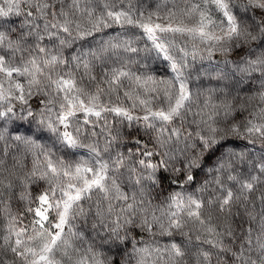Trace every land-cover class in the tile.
I'll return each instance as SVG.
<instances>
[{
    "label": "clouds",
    "instance_id": "obj_1",
    "mask_svg": "<svg viewBox=\"0 0 264 264\" xmlns=\"http://www.w3.org/2000/svg\"><path fill=\"white\" fill-rule=\"evenodd\" d=\"M106 2L0 0L8 12L0 15V66L17 70L0 71V264H35L41 255L50 264H264V183L251 192L233 186L226 205L219 191L230 175L242 183L264 165V6L225 0L229 22L214 0H112L133 21L184 30L157 31L154 42L108 18ZM87 11L107 26H93ZM201 27L212 39L187 31ZM63 79L73 87L62 88ZM185 94L170 122L142 119ZM197 132L226 139L224 155L205 158ZM220 163L231 171L210 167ZM97 171L107 191L66 201L68 185L83 188ZM37 208L48 217L43 227Z\"/></svg>",
    "mask_w": 264,
    "mask_h": 264
},
{
    "label": "snow or ice",
    "instance_id": "obj_2",
    "mask_svg": "<svg viewBox=\"0 0 264 264\" xmlns=\"http://www.w3.org/2000/svg\"><path fill=\"white\" fill-rule=\"evenodd\" d=\"M78 2V0H77ZM215 4L217 7H219L220 9H222L224 11V15L227 17L228 21L231 22L232 17L231 15H229L228 11H227V5L225 3V0H214ZM258 5L259 6H264V3H261V0H257ZM105 9H107L106 15L108 18H110L111 20L115 21L116 24H120L123 20H126L127 23L129 25H135L137 27H140L143 29L144 32H146L149 35V38L152 39L154 42L156 41V35L155 33L157 31H184L183 29L180 28H175L173 29L171 26L167 27V28H162L161 25L159 23H153L151 20V17L148 18H144L143 16H141L140 20H136L133 21L132 16L130 13L120 10V11H115L112 9V0H107V2L104 5ZM45 8H47V5H45ZM9 12L12 11L11 8H9L8 10ZM8 12H5L2 8H0V15H7ZM55 14V13H53ZM87 15L89 17V23L93 24V26L95 27H99L100 24H105L106 25V21L103 18V15L96 17V19H92L93 16V12L92 11H87ZM202 20H203V16H202ZM143 21V22H141ZM79 26V25H78ZM62 30L67 31V28H64L62 26ZM236 29L233 28V31H235ZM187 31L189 32H194L195 35L202 37V38H207V39H212V37L208 34L205 33L203 27L198 28V29H188ZM84 33H81V36H83ZM0 39H2V36H0ZM155 47L161 51H165L161 44L159 43H155ZM165 58L167 59V55L165 54ZM258 63H264V61L258 62ZM173 67H175V65H173ZM0 71H7L8 75H12L13 71H17V70H5L2 66H0ZM60 85L62 88H72L74 85V82L72 80L69 79H63L60 81ZM17 90L21 92V95L19 97L20 100H23V89L22 87L17 84ZM180 90L181 93L185 92V85L181 84L180 85ZM187 99L186 94L184 96H182L181 98L177 99L176 103L171 106L167 111L164 110H159L156 112H150L149 115H145L144 117H142V119L144 120H148L150 118V116H155L157 119L163 120L165 122H170L173 118V116H176L179 114V110L181 107H183V104L185 102V100ZM70 106H71V102ZM114 112H116L117 114H120L121 109L119 108H114L113 109ZM91 113L95 116H99L100 112L98 111H93L92 109H85V113ZM126 114V113H125ZM129 119H131V117H129ZM63 123V121H62ZM65 127H67V125H64ZM211 131L213 133H215L216 129L213 127L211 128ZM238 129L237 128H233V132H237ZM249 132V134H251V132L253 131L252 128H249L247 130ZM256 131H260L259 129H256ZM173 135H178V133L173 130L172 132ZM63 135H65L66 137L69 136L68 133H63ZM197 141H198V145L201 148H205L207 149L206 152V157H215L217 155L219 156H223L224 155V150L226 148L229 147V143L226 139H219L217 140L214 136L209 139L207 137H205L203 134H201L200 132H197ZM145 155H152L151 153H145ZM151 166V165H149ZM215 166L216 167V171L219 173L225 172V171H231L232 169V165L231 163H228L226 166L223 163H220L218 166L217 165H210V167ZM49 169L53 170L52 165L49 164ZM77 171L79 172L80 169H77ZM86 171L88 173H91V169H86ZM177 171H179V169H177ZM260 176H247L243 178V182L241 183V176L240 175H230L228 177V180L230 181V186L225 188L223 185H221V179L222 177L220 175H217L215 177V182L217 185H221L219 188V191L221 193L224 194L223 200H222V204H228L232 197H233V186L239 184L240 187L242 189H245L249 192H251L254 187H255V182L256 181H260L261 183H264V179H262V177H264V165L261 166L260 169ZM65 175H67V173H65ZM194 177H189V179H193ZM105 176L103 175L102 172L97 171L93 176L91 180L85 179L84 181V186L83 188H79L76 187L75 185H68L67 188L70 190H65L63 191V196L65 197L66 201L70 202L72 200H78L81 197L82 192L84 191H90L93 187L98 188L100 191H107V189L104 187V181ZM39 200L41 202V204H47L48 203V197L47 195H41L39 197ZM209 203H211V201H209ZM183 201L182 199H180L179 201H177L176 198H173V205L176 207H180L182 206ZM191 204L195 206V209H199L202 205V202L199 200H191ZM69 203H65L64 207H65V213H61V217H60V222L56 223L53 225L54 228L56 229H61L63 223L65 222V215H66V211L67 208L69 207ZM35 214L36 216L39 218L37 223L39 224L40 227H43V222L46 221L48 219L47 215L45 214V211H41L40 208L35 209ZM192 215H199L198 211H194L193 213H191ZM201 223H203L201 221ZM59 234H54L52 235V244L54 245L55 242L58 239ZM16 245H19L21 243V240L19 238L16 239L15 241ZM128 245L132 244L131 240L127 241ZM261 248H264V243L260 244ZM117 248H119V245H117ZM172 248L176 251V255H180V250L177 247V245L173 244ZM43 250L45 252L50 251V248L48 245H44L43 246ZM30 251V250H29ZM137 251H141V252H147L148 249H137ZM40 262H47V264H50V261L48 260V256L47 255H41L39 256L38 260L35 262V264H40ZM100 264H102V262H100ZM115 264V262H114Z\"/></svg>",
    "mask_w": 264,
    "mask_h": 264
}]
</instances>
